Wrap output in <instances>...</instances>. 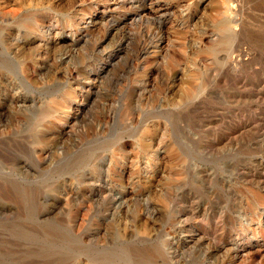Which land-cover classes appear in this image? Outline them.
I'll return each instance as SVG.
<instances>
[{
  "label": "rangeland",
  "instance_id": "rangeland-1",
  "mask_svg": "<svg viewBox=\"0 0 264 264\" xmlns=\"http://www.w3.org/2000/svg\"><path fill=\"white\" fill-rule=\"evenodd\" d=\"M114 1L0 0V264H264V0Z\"/></svg>",
  "mask_w": 264,
  "mask_h": 264
},
{
  "label": "bare ground",
  "instance_id": "bare-ground-1",
  "mask_svg": "<svg viewBox=\"0 0 264 264\" xmlns=\"http://www.w3.org/2000/svg\"><path fill=\"white\" fill-rule=\"evenodd\" d=\"M4 1V0H3ZM13 1V0H12ZM142 1L143 0H137L133 2L132 0H115L114 3H130L134 5L135 10L138 11V8L142 6ZM164 0H155L154 2L150 3V8L146 10L144 14V18L146 19H155L156 20H161V17L164 16L165 14V9H161V7L157 4L158 2H162ZM109 2V1H108ZM113 3V4H114ZM116 5V4H115ZM127 5V6H128ZM40 6V5H38ZM37 6V7H38ZM35 7H28L24 8L19 14H16L18 12H14L13 9V14L9 13V15H1L0 16V44L4 50L9 51V53L14 57L18 59H27L29 61L33 60V57L37 54V51H32L31 50V45L36 44V39L35 38H30V36L35 33L31 24V20L29 18L30 13H34L38 11L39 9ZM49 7V6H48ZM112 8V7H111ZM1 9V8H0ZM232 9V6H229L226 8V11H230ZM8 10V8H7ZM20 10V9H19ZM88 10V9H87ZM12 11V10H11ZM17 11V10H16ZM10 12V11H9ZM41 12V11H40ZM15 13V14H14ZM104 13V12H103ZM8 14V13H7ZM91 14V13H90ZM83 16H87L86 12L82 13ZM133 15V14H132ZM51 16V15H50ZM134 16H136L134 14ZM132 17L131 19L136 17ZM88 17V16H87ZM101 18V16H99ZM130 19V21H132ZM42 20V19H40ZM101 20V19H100ZM103 21V20H102ZM134 21V20H133ZM101 22V21H100ZM135 22V21H134ZM40 25V24H39ZM56 26V25H55ZM39 27V26H38ZM58 27V26H57ZM158 27V26H157ZM42 30V29H41ZM45 31V30H44ZM74 32V31H73ZM55 33V32H54ZM68 33V32H67ZM66 33V34H67ZM84 33V32H83ZM155 35V34H154ZM42 38V37H41ZM80 38V37H79ZM58 40V39H57ZM55 40V41H57ZM81 41V40H80ZM54 45L58 44L57 42H53ZM166 43V42H165ZM62 44V42H61ZM51 45V44H50ZM63 45V44H62ZM61 45V46H62ZM36 46V45H35ZM44 46V45H43ZM52 47V46H51ZM56 47V46H55ZM58 47V46H57ZM158 46L152 45V43L149 44V49L150 48H157ZM166 45H161L162 49H165ZM35 48V47H34ZM48 48V47H47ZM54 48V47H52ZM56 50V49H55ZM166 50V49H165ZM45 52V51H44ZM47 53V52H45ZM53 53V51H52ZM40 54V53H39ZM61 54V53H60ZM38 55V54H37ZM42 55V54H41ZM44 55V54H43ZM56 55V54H55ZM52 57V56H51ZM56 57V56H55ZM59 58V57H58ZM24 61V60H23ZM61 62V61H60ZM65 62V61H64ZM46 64V63H45ZM29 65V64H28ZM46 66V65H45ZM50 65H48L46 68L49 69ZM85 68V67H84ZM46 70V69H45ZM44 70V71H45ZM25 71V70H24ZM42 71V70H41ZM48 71V70H47ZM16 72V71H15ZM38 72V71H37ZM47 74V72H46ZM41 75V74H40ZM5 83V82H4ZM76 86V85H75ZM11 88V87H10ZM12 94V93H11ZM11 97V96H10ZM22 97V96H21ZM26 97V96H25ZM22 97L18 98L17 102L19 103V108H25L26 104L29 102L31 103L27 98ZM127 98V97H126ZM11 99V98H10ZM135 100V99H134ZM15 102V101H14ZM17 103V104H18ZM32 104V103H31ZM29 104H27L28 106ZM98 127V126H97Z\"/></svg>",
  "mask_w": 264,
  "mask_h": 264
}]
</instances>
